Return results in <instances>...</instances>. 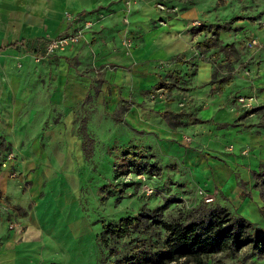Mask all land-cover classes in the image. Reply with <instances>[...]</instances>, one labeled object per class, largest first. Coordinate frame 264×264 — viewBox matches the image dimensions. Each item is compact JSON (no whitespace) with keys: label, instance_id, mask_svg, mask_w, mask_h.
<instances>
[{"label":"rangeland","instance_id":"obj_1","mask_svg":"<svg viewBox=\"0 0 264 264\" xmlns=\"http://www.w3.org/2000/svg\"><path fill=\"white\" fill-rule=\"evenodd\" d=\"M121 3L119 44L129 59L121 67L124 73H136L138 62L133 51L145 36L164 31L162 36L167 35L173 47L170 55L154 60L147 68L165 84L158 86L156 81L148 86L145 89L153 92L144 98L139 96L141 89L125 90L120 85L115 89L109 80L106 87L101 86L100 94L93 96L90 90L89 102L69 109L57 107L49 103L56 73L38 69L26 78L23 70L25 60L40 66L57 51L43 56L16 52L9 56V64L0 63V141L9 147L1 155L0 231L18 227L17 218H29L34 213L46 229L60 230V242L66 248L70 245L71 252L75 250L72 260L76 264H97L103 257L112 261L96 240L101 225L149 209H157V220L183 223L198 221L209 210L217 209L229 218L242 216L264 228V217L258 211L262 201L257 190L250 187L258 164L264 170V127L259 121L264 118V0ZM142 5L143 20L131 24L135 10ZM66 14H72L64 13L67 21ZM233 16L241 18L230 30H220L218 39L232 43L238 59L231 63L232 78L222 93L210 95L209 82L201 81L197 65L206 62L211 72L216 55L212 50H199L196 43L209 34L210 27ZM85 22L89 28L90 21L84 20L66 34L82 35L88 29L83 27ZM192 27L197 31L192 32ZM88 55L90 70L86 72L96 80L101 79L104 69L114 70L109 64H94L91 48ZM13 75L20 78L24 89L21 98L11 80ZM33 91L43 92L41 99L48 104L32 108ZM129 101H142L143 109L131 106L119 114L122 120L118 122L115 111ZM163 106L187 109L211 122L192 126L190 131L182 129L175 144L168 145L160 141L161 123L147 110ZM255 108L256 112L236 120ZM212 119L235 121L236 126L216 132ZM81 122L84 130L79 129ZM81 134L83 145L78 152ZM199 135H204L202 144L197 142ZM189 149L194 151L190 156ZM217 166L224 169V175L215 176ZM240 180L247 183L246 189L237 186ZM242 190L249 196L242 198ZM206 262L264 264V251L256 254L247 247L235 252L222 249Z\"/></svg>","mask_w":264,"mask_h":264},{"label":"crops","instance_id":"obj_2","mask_svg":"<svg viewBox=\"0 0 264 264\" xmlns=\"http://www.w3.org/2000/svg\"><path fill=\"white\" fill-rule=\"evenodd\" d=\"M121 7V0H0V63L9 64L11 62L9 56H13L16 52L37 53L42 49L46 39L70 33L78 28L82 21L87 20L91 23L90 27L82 32L80 39L71 47L53 53L40 66L26 63L25 60L23 63L25 77L28 78L38 69L54 75L56 73L55 88L51 92L49 103L57 107L63 106L66 109L89 102L92 99L90 90L92 89L93 96L100 94L101 86L106 87V81L109 80L115 89L119 87L118 85L125 90L129 87L141 89L139 96L144 98L146 94L141 91L147 90L145 88L162 78L152 74L147 68H151L154 60L170 55L173 51L172 43L168 41L167 35L162 36L164 31L145 36L141 44L133 51V56L138 62L137 69H134L136 73L128 76L121 68L129 60L122 54L119 44L123 26L120 21ZM144 7L145 5H142L141 8L135 10L132 17V14L130 15L131 24L134 20H143L141 17L145 13ZM64 13L72 14V18L66 21ZM140 25L144 24L141 22ZM90 48L94 52V64H109L114 67V70L104 69L100 80H96L95 76L86 72L90 70L88 55ZM197 69L201 81H209V64L199 63ZM19 79L17 80L15 75L11 76V80H14L16 84L17 93L20 92L18 97L21 98L24 89ZM222 90L218 94L210 92L209 94L218 96ZM42 93L41 91L32 92L35 94L31 100L29 99L32 101V108H40L48 104L41 99ZM120 99L125 101L122 97ZM129 102L128 109L131 106L143 109L142 101ZM124 105L127 104L120 105V110L115 111L114 119L118 122L122 120L119 114L128 110H122ZM155 109V111L147 110L158 118L162 128L159 132L162 136L160 141L168 145L175 144L182 129L187 128L190 131L192 126H208L211 122L208 118H201L187 109L174 110L167 106ZM163 110L169 111L175 117L176 124L172 127L168 126L162 118ZM209 112H212V108ZM212 121L214 122L213 131L216 132H223L222 130L230 127L219 128L217 126L219 123H231L216 119ZM79 129L84 130L83 122L81 125L79 123ZM135 131L142 132L141 130ZM82 135L78 137V152L83 139ZM84 138L89 140L86 134ZM203 139L204 135H199L197 142L202 144ZM193 153L194 151L189 149V156ZM210 156L217 159L214 155ZM223 172L224 169L217 166L214 174L220 177L224 175ZM17 222L18 227L0 231V264H76L75 260H72L76 252L75 250L71 252L70 245L67 248L62 246L58 237L60 230L53 227L46 229L34 213L29 218H17ZM56 226H58L57 223H55Z\"/></svg>","mask_w":264,"mask_h":264},{"label":"trees","instance_id":"obj_3","mask_svg":"<svg viewBox=\"0 0 264 264\" xmlns=\"http://www.w3.org/2000/svg\"><path fill=\"white\" fill-rule=\"evenodd\" d=\"M240 18L233 16L210 27L209 34L196 43L199 50H212L214 56L216 55L211 61L213 67L208 81L210 93H220L223 86L231 80V63L238 59L236 47L232 43H222L218 39V32L230 30L231 25ZM191 30L197 31L193 27ZM164 84L162 78L157 82L158 86ZM169 84L171 86L173 82L169 81ZM150 92H153V89L141 91L144 94ZM129 104L130 102H127L122 110H127ZM256 110L257 108L244 111L236 120H241ZM161 116L168 126L176 124L175 117L169 111L163 110ZM259 121L264 127V118ZM217 126L233 127L236 124L235 121L222 122ZM82 145L81 141V149ZM8 148L7 143L0 141V165L1 155ZM258 166L259 169L251 174L250 187L257 190L264 207V170L261 164ZM246 184L240 180L237 186L246 189ZM241 192L242 198L249 196L246 190ZM262 207H259L258 211L264 217ZM156 211V208L149 209L135 216L126 215L102 224L96 240L105 249L106 256L112 257V261H106L103 257L97 264H207L206 259L222 249L235 252L247 247L256 254L264 251V228L242 216L229 218L227 214L211 209L200 220L183 223L177 219L157 220Z\"/></svg>","mask_w":264,"mask_h":264},{"label":"built area","instance_id":"obj_4","mask_svg":"<svg viewBox=\"0 0 264 264\" xmlns=\"http://www.w3.org/2000/svg\"><path fill=\"white\" fill-rule=\"evenodd\" d=\"M65 17L67 20H70L72 18L68 14H66ZM88 26V22H85L83 25L84 28H88ZM80 36L81 34L80 32H78L52 37L44 42L42 49L38 53L33 54L43 56L52 54L55 51H61L63 49H66L67 47L74 45L79 40Z\"/></svg>","mask_w":264,"mask_h":264}]
</instances>
